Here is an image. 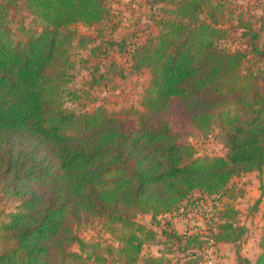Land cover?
<instances>
[{"label":"trees","instance_id":"16d2710c","mask_svg":"<svg viewBox=\"0 0 264 264\" xmlns=\"http://www.w3.org/2000/svg\"><path fill=\"white\" fill-rule=\"evenodd\" d=\"M23 1L43 25L18 37L13 1L0 0V194L20 201L0 213V264H138L157 236L138 216L155 223L184 206L235 197V179L264 172V68L245 69L247 53L222 45L228 30L215 16L219 4L172 2L159 36L137 49L136 69L152 75L147 112L77 113L67 107L70 28L102 22L105 0ZM216 131L228 154L197 157L188 136ZM239 215L226 205L211 216L216 243L243 238ZM93 220L120 226L115 253L77 234ZM173 234L184 252L202 248L201 236ZM262 249L254 263L238 250V263L264 264Z\"/></svg>","mask_w":264,"mask_h":264},{"label":"rangeland","instance_id":"374dc122","mask_svg":"<svg viewBox=\"0 0 264 264\" xmlns=\"http://www.w3.org/2000/svg\"><path fill=\"white\" fill-rule=\"evenodd\" d=\"M12 1L8 11L15 35L24 37L25 32L43 25L28 12L23 0ZM175 1L105 0L107 12L102 22L72 26L73 42L69 52L73 70L68 85L72 96L68 98L67 107L77 113L98 108L116 113L147 112L146 103L153 96L152 75L149 70L136 69L134 54L143 44L159 36L160 19L173 8L171 3ZM213 2L221 6L215 16L221 27L228 30L222 45L247 53L245 69L264 68V0ZM253 46L259 49L260 55L252 53ZM188 137L199 158L228 154L218 131L209 136ZM229 189L235 197L225 194L221 200L208 199L200 208L184 206V210L174 216L159 217L155 223L149 215L138 216L137 220L152 227L157 235L144 247L138 264H146L148 258H162L164 264H234L232 259L237 261L238 250L242 257L247 253L253 258L258 246L264 244V172L237 178ZM19 204L15 197L0 194V213L13 212ZM226 205L240 211L236 224L246 230L236 244L216 243L214 235L218 229L207 222ZM163 228L170 232V237L163 234ZM76 231L86 243L99 245L104 255L110 254L109 248L115 253L121 247L123 231L118 225L93 220ZM173 233L201 236L202 248L184 252L185 242L176 241ZM73 250L79 251V247Z\"/></svg>","mask_w":264,"mask_h":264},{"label":"crops","instance_id":"0c3cea01","mask_svg":"<svg viewBox=\"0 0 264 264\" xmlns=\"http://www.w3.org/2000/svg\"><path fill=\"white\" fill-rule=\"evenodd\" d=\"M254 173H256V172H254ZM251 174H253V173H251ZM258 174V173H257ZM248 175H250V174H248ZM245 176H247V175H245ZM245 176H243V177H245ZM222 243H227V242H222ZM227 244H230V243H227ZM230 246V245H229ZM220 247H221V245H220ZM262 244H261V247L260 246H258V251H256V255L254 254V257L252 258V257H250L247 253H244L245 254V256H243L244 258H246V259H248V260H250L251 262H255V260L257 259V257L261 254V252H262ZM234 258V257H233ZM232 261H233V263L234 264H237V261H238V259H237V261H236V259H232Z\"/></svg>","mask_w":264,"mask_h":264}]
</instances>
